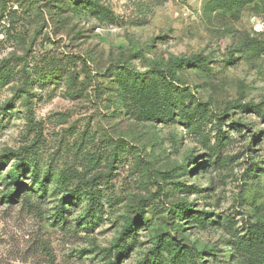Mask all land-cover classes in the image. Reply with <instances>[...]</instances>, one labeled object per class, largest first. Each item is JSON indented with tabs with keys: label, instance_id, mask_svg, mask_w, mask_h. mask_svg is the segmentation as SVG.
Listing matches in <instances>:
<instances>
[{
	"label": "rangeland",
	"instance_id": "374dc122",
	"mask_svg": "<svg viewBox=\"0 0 264 264\" xmlns=\"http://www.w3.org/2000/svg\"><path fill=\"white\" fill-rule=\"evenodd\" d=\"M0 264H264V0H0Z\"/></svg>",
	"mask_w": 264,
	"mask_h": 264
},
{
	"label": "trees",
	"instance_id": "16d2710c",
	"mask_svg": "<svg viewBox=\"0 0 264 264\" xmlns=\"http://www.w3.org/2000/svg\"><path fill=\"white\" fill-rule=\"evenodd\" d=\"M206 60L207 59L204 56H202V55H195L193 57L178 56V57H174V58L169 60V68H168L167 72L162 70V65L161 64L157 66V69H158V71H159V73L161 75L168 73L171 77H174L176 69H178L180 67H183L186 64L205 63ZM19 177H20V174L18 173V171H15L14 179L16 181H18ZM133 224H134V221H129L128 222V224L125 227L124 234L129 233L133 229Z\"/></svg>",
	"mask_w": 264,
	"mask_h": 264
}]
</instances>
